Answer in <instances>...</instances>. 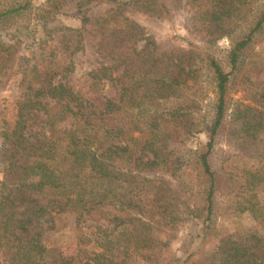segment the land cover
Segmentation results:
<instances>
[{"label": "trees", "instance_id": "16d2710c", "mask_svg": "<svg viewBox=\"0 0 264 264\" xmlns=\"http://www.w3.org/2000/svg\"><path fill=\"white\" fill-rule=\"evenodd\" d=\"M49 1L56 9L64 0ZM104 1L117 7L96 22L103 62L79 90L57 80L70 69L63 63L68 53L58 61L41 54L31 66L0 42V75L17 56L12 76L21 77L11 108L0 107L4 263L164 264L181 227L193 220L202 245L213 229L217 240L190 264H264L263 204L250 210L261 229L216 231L222 198L244 213L240 200L264 184V80L250 71L264 12L233 37L252 18L256 0H188L205 48L159 54L122 7L158 18L165 6ZM17 2L0 12V21L31 7ZM226 37L229 72L212 53ZM107 83L116 87L113 97L101 95ZM37 123L43 126L34 132ZM203 133L208 141L187 149ZM221 140L234 152L218 163ZM54 213L75 221L81 245L75 256L49 249L36 230Z\"/></svg>", "mask_w": 264, "mask_h": 264}, {"label": "rangeland", "instance_id": "374dc122", "mask_svg": "<svg viewBox=\"0 0 264 264\" xmlns=\"http://www.w3.org/2000/svg\"><path fill=\"white\" fill-rule=\"evenodd\" d=\"M15 1H18L17 3L29 1L31 7L20 14L0 21V42L14 46L16 55L29 58L31 66L41 60V54L48 60L58 61L59 57L68 53L69 56L64 58L63 63L70 66V69L62 75V79L57 80L73 86L75 90L81 89L84 85L85 74L101 66L103 62L98 54L101 36L98 33L96 22L105 15L113 13L117 5L104 0H64L57 5L56 9H53L54 5L49 0H0V12L9 9ZM118 1L124 3L129 0ZM156 1L166 8L164 16L158 18L129 6H123L122 9L124 8L125 17L138 23L143 28L146 37L151 38L157 44L159 54L176 53L188 49L190 44L204 47L207 40L206 34L194 24L193 11L188 0ZM263 12L264 0H256L251 14L252 18L242 23L233 37L247 30L252 20L260 18ZM70 29L72 31H67ZM230 42L229 37L220 39L212 49V53L215 54L226 72L230 71L227 62ZM144 44L142 42L140 47ZM72 52L74 53L71 54ZM250 53L254 60L250 71L253 72L255 78L264 80V31L256 37ZM17 56L0 75V107L4 110L11 108L21 91V77L12 76V65L17 61ZM102 92V96L113 97L116 87L114 84L107 83ZM242 96L243 94L238 93L234 98L239 99ZM42 126V123H37L34 126V132ZM207 141V134H200L190 140L187 149L195 151ZM228 148L224 140L219 142L216 149L218 163L222 157L233 154L234 150L231 149L229 152ZM2 149L0 140V155ZM2 163L3 159L0 157V181L4 178ZM240 201L247 208L244 213H240L239 208L234 210V206L227 204L226 201L223 203L222 198L219 209L220 219L216 227V231L221 235H238L246 230L261 229L252 218L250 210L256 204L264 205V184L256 189L254 195L244 197ZM240 206L243 208L244 205ZM36 230L44 234L49 249L58 250L64 256H75L78 253L81 245L75 221L71 216L54 213L52 217L41 220L36 225ZM200 231L201 226L193 220H188L183 224L171 244L168 261L164 264H190L197 260V253L211 250L217 240L212 236L215 229L203 245ZM157 236L161 237L158 234ZM0 264H5L1 250Z\"/></svg>", "mask_w": 264, "mask_h": 264}]
</instances>
